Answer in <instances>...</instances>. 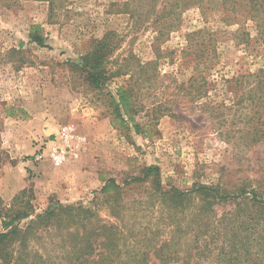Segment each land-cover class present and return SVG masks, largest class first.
<instances>
[{
  "label": "rangeland",
  "instance_id": "obj_1",
  "mask_svg": "<svg viewBox=\"0 0 264 264\" xmlns=\"http://www.w3.org/2000/svg\"><path fill=\"white\" fill-rule=\"evenodd\" d=\"M152 1L158 2L156 12ZM164 7L165 0H0V145L8 153L1 159L0 197L5 207L27 206L34 218L52 203L89 206L99 200L103 218L116 223L111 217L116 193L104 198L99 192L110 179L122 186L128 182L122 204L132 207L135 199L152 194L154 178L132 182L148 166L159 168L164 190L190 191L198 182L229 193L255 190L264 198V143L245 148L225 134L235 126L219 132L178 90L196 73L194 56L184 58L183 50L187 35L205 26L200 10L193 7L171 19L174 28L167 33ZM34 28L46 47L31 42ZM108 34L118 48L107 63L110 79L96 90L71 64L80 63ZM218 48L220 62L210 77L218 79L221 95L235 90L225 78L264 65L262 55L237 46L229 34L219 35ZM138 62H157V76L139 85L136 96L140 135L134 124L120 125L111 104L118 87L132 86ZM120 66L131 72L116 77ZM68 129L74 145L85 142L56 167L47 150L54 143L63 145ZM40 150L46 157L30 160ZM17 245L8 248V255L19 251ZM0 264L6 262L0 258Z\"/></svg>",
  "mask_w": 264,
  "mask_h": 264
},
{
  "label": "trees",
  "instance_id": "obj_2",
  "mask_svg": "<svg viewBox=\"0 0 264 264\" xmlns=\"http://www.w3.org/2000/svg\"><path fill=\"white\" fill-rule=\"evenodd\" d=\"M152 3L151 11L156 12L158 2ZM165 5L168 8L161 11V19L167 18L163 27L167 33L174 28L171 19L193 7L200 10L205 23L187 35L183 55L194 56L196 73L179 85L182 97L193 104V110L210 117L216 130L235 126L225 134L237 137L245 148L264 143V65L231 79L220 75L234 85L230 95H221L218 79L210 77L220 62L221 34H229L237 46L264 57V0H165ZM111 37L108 34L96 41L80 63L71 64L96 90L110 79L107 63L118 48ZM30 39L46 47L38 28L31 30ZM156 65L138 62L131 73L132 86L118 87L116 97H111L116 120L126 128L134 124L138 135L142 126L134 117L140 109L136 96L139 85L157 76ZM129 72L120 66L116 77ZM6 157L8 153L0 145V165ZM149 178L155 179L152 194L135 199L128 208L122 204L128 182L122 186L110 179L101 189V197L116 193V202L121 199L111 210L116 223L103 218L99 200L89 206L52 203L32 218L34 213L27 206L9 209L0 197L4 230L0 233V258L6 264H264V198L258 191L229 193L220 185L198 182L190 191L164 190L156 166H148L143 176L132 182L145 183ZM23 220H29L25 228ZM16 242L19 251L8 255V248Z\"/></svg>",
  "mask_w": 264,
  "mask_h": 264
},
{
  "label": "built area",
  "instance_id": "obj_3",
  "mask_svg": "<svg viewBox=\"0 0 264 264\" xmlns=\"http://www.w3.org/2000/svg\"><path fill=\"white\" fill-rule=\"evenodd\" d=\"M74 135L71 133V129L65 130L63 134V141L64 144L60 145L57 143H54L49 149L47 150V157L52 161V163L56 167H61L67 160V156L69 153V150L75 148V147H81L82 144L85 142L84 139H79L78 144L74 145L71 141ZM46 157V150H40L38 153L34 155L35 162H40Z\"/></svg>",
  "mask_w": 264,
  "mask_h": 264
}]
</instances>
